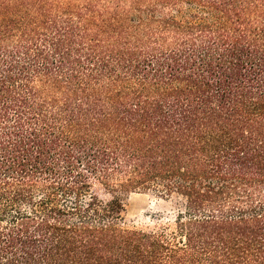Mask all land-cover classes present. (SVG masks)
<instances>
[{
    "label": "trees",
    "instance_id": "16d2710c",
    "mask_svg": "<svg viewBox=\"0 0 264 264\" xmlns=\"http://www.w3.org/2000/svg\"><path fill=\"white\" fill-rule=\"evenodd\" d=\"M0 264H264V0H0Z\"/></svg>",
    "mask_w": 264,
    "mask_h": 264
},
{
    "label": "rangeland",
    "instance_id": "374dc122",
    "mask_svg": "<svg viewBox=\"0 0 264 264\" xmlns=\"http://www.w3.org/2000/svg\"><path fill=\"white\" fill-rule=\"evenodd\" d=\"M98 195L101 200L110 197L101 191ZM85 200H89V194ZM119 201L123 207L115 219L116 224L125 229L144 231L173 230L176 218L186 208L182 197L176 194L167 196L153 189L120 193Z\"/></svg>",
    "mask_w": 264,
    "mask_h": 264
}]
</instances>
